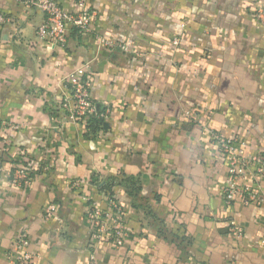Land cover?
<instances>
[{
    "label": "crops",
    "instance_id": "obj_1",
    "mask_svg": "<svg viewBox=\"0 0 264 264\" xmlns=\"http://www.w3.org/2000/svg\"><path fill=\"white\" fill-rule=\"evenodd\" d=\"M262 5L86 0L90 32L69 29L54 47L36 37L40 12L0 0V158L22 153L32 178L15 187L0 164V264L22 232L36 264H264V203H224L228 166L213 141L237 138L264 158ZM73 77L91 82L97 133L61 108ZM241 184L264 198V175ZM84 198L122 208L123 246L91 242Z\"/></svg>",
    "mask_w": 264,
    "mask_h": 264
},
{
    "label": "built area",
    "instance_id": "obj_2",
    "mask_svg": "<svg viewBox=\"0 0 264 264\" xmlns=\"http://www.w3.org/2000/svg\"><path fill=\"white\" fill-rule=\"evenodd\" d=\"M23 3L34 8L42 14V22L36 29V37L40 41L49 42L54 47H63L67 42L69 29L76 30L85 35L90 32V23L95 17V12L86 7V0H76L78 12H69L59 6L53 0H23ZM255 20L259 26L264 28V5L256 8L254 13ZM5 18L0 16V22ZM106 44V43H105ZM175 47L178 39L171 42ZM91 82L88 79L73 77L67 81L69 94L61 105L63 112L68 116L78 119L81 124L92 116H96L95 106L90 98L89 90ZM17 128H13L16 130ZM221 155L228 166V178L220 189L222 199L226 205L239 201L243 205L262 204L264 198L258 194L257 189L241 184L248 174L252 171L257 176L264 175V158L260 155L247 153L242 143L237 138L213 137ZM2 167L0 165V173ZM10 183L15 187L29 185L32 178L26 165H13ZM73 189L79 188V182L71 184ZM87 204L86 218L91 224V242H107L119 248L123 246L127 236L121 216L122 208L115 202L109 201L107 205L100 206L98 201L84 198ZM55 206H48L43 210L46 219L53 214ZM233 227H236L231 222ZM236 232L240 235L241 230ZM29 240L25 232L20 233L14 240L7 259L9 264H36L38 256L28 251Z\"/></svg>",
    "mask_w": 264,
    "mask_h": 264
},
{
    "label": "trees",
    "instance_id": "obj_3",
    "mask_svg": "<svg viewBox=\"0 0 264 264\" xmlns=\"http://www.w3.org/2000/svg\"><path fill=\"white\" fill-rule=\"evenodd\" d=\"M103 123V119L101 117H99V114L97 116H92L90 118H88L85 122V129L87 130V133L92 131L94 133H97L98 131H100L101 126ZM5 157V156H3ZM3 157L0 158V164H2L3 162H9L12 165H17V164H22V165H26V161H25V157L23 156V154H19L17 157L15 158H9L8 159H4ZM126 182L128 181V179L125 180ZM113 185V180H109L103 184H99V191L103 192L104 194H108V193H112L111 192V187ZM131 193V192H129ZM132 194V193H131Z\"/></svg>",
    "mask_w": 264,
    "mask_h": 264
}]
</instances>
